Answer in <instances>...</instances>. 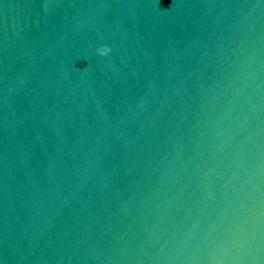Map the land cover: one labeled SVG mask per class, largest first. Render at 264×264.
Here are the masks:
<instances>
[{
    "label": "water",
    "instance_id": "water-1",
    "mask_svg": "<svg viewBox=\"0 0 264 264\" xmlns=\"http://www.w3.org/2000/svg\"><path fill=\"white\" fill-rule=\"evenodd\" d=\"M0 264H264V0H0Z\"/></svg>",
    "mask_w": 264,
    "mask_h": 264
}]
</instances>
